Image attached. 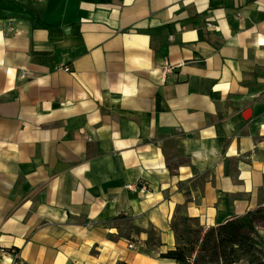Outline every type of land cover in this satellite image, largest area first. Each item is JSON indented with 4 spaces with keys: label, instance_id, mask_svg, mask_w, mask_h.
Wrapping results in <instances>:
<instances>
[{
    "label": "crops",
    "instance_id": "obj_1",
    "mask_svg": "<svg viewBox=\"0 0 264 264\" xmlns=\"http://www.w3.org/2000/svg\"><path fill=\"white\" fill-rule=\"evenodd\" d=\"M263 145L264 0H0V264H180Z\"/></svg>",
    "mask_w": 264,
    "mask_h": 264
},
{
    "label": "trees",
    "instance_id": "obj_2",
    "mask_svg": "<svg viewBox=\"0 0 264 264\" xmlns=\"http://www.w3.org/2000/svg\"><path fill=\"white\" fill-rule=\"evenodd\" d=\"M262 225L264 203L208 228L182 215L171 224L176 246L161 257L180 264H264Z\"/></svg>",
    "mask_w": 264,
    "mask_h": 264
},
{
    "label": "built area",
    "instance_id": "obj_3",
    "mask_svg": "<svg viewBox=\"0 0 264 264\" xmlns=\"http://www.w3.org/2000/svg\"><path fill=\"white\" fill-rule=\"evenodd\" d=\"M165 70H167V69L165 68L164 71ZM129 247L134 248L135 245L132 242H130ZM9 253H13L16 260L19 259V252L15 248H6V247L0 245V260H2L4 258V256L9 254Z\"/></svg>",
    "mask_w": 264,
    "mask_h": 264
},
{
    "label": "rangeland",
    "instance_id": "obj_4",
    "mask_svg": "<svg viewBox=\"0 0 264 264\" xmlns=\"http://www.w3.org/2000/svg\"><path fill=\"white\" fill-rule=\"evenodd\" d=\"M247 117H249V114H248ZM259 155L264 159V145H263L262 149L260 150ZM260 203H264V185H263V187L261 188V194H260V198H259V204H260ZM259 204H258L257 206H259ZM260 233L262 234V241H258V243H259V245H260L261 247L264 248V225H262V226L260 227Z\"/></svg>",
    "mask_w": 264,
    "mask_h": 264
},
{
    "label": "water",
    "instance_id": "obj_5",
    "mask_svg": "<svg viewBox=\"0 0 264 264\" xmlns=\"http://www.w3.org/2000/svg\"><path fill=\"white\" fill-rule=\"evenodd\" d=\"M248 111H249V110H248ZM247 115H248V113L246 112V113L244 114V117L247 118Z\"/></svg>",
    "mask_w": 264,
    "mask_h": 264
}]
</instances>
